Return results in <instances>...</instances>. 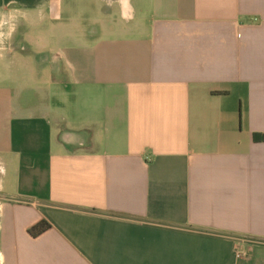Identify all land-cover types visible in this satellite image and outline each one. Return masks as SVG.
Segmentation results:
<instances>
[{"label":"crops","instance_id":"obj_1","mask_svg":"<svg viewBox=\"0 0 264 264\" xmlns=\"http://www.w3.org/2000/svg\"><path fill=\"white\" fill-rule=\"evenodd\" d=\"M100 2L0 0V264H264V0Z\"/></svg>","mask_w":264,"mask_h":264},{"label":"trees","instance_id":"obj_2","mask_svg":"<svg viewBox=\"0 0 264 264\" xmlns=\"http://www.w3.org/2000/svg\"><path fill=\"white\" fill-rule=\"evenodd\" d=\"M252 137H253V141L255 142H264V133L255 132L253 133ZM50 227L51 224L47 220L42 219L33 226H31L28 229V232L31 236L36 237L42 234L43 232H45L46 230H48Z\"/></svg>","mask_w":264,"mask_h":264},{"label":"rangeland","instance_id":"obj_3","mask_svg":"<svg viewBox=\"0 0 264 264\" xmlns=\"http://www.w3.org/2000/svg\"><path fill=\"white\" fill-rule=\"evenodd\" d=\"M93 4H94V10H101L102 9V3L100 2V0H93ZM99 18L100 19L97 21L95 20V22H97L99 25H101L103 27V24H105L106 21L102 20L100 16H99ZM115 22L117 25L122 26V27H125L128 25V23L125 22L124 20H122L119 15H116V21Z\"/></svg>","mask_w":264,"mask_h":264},{"label":"built area","instance_id":"obj_4","mask_svg":"<svg viewBox=\"0 0 264 264\" xmlns=\"http://www.w3.org/2000/svg\"><path fill=\"white\" fill-rule=\"evenodd\" d=\"M238 256H241V253H239Z\"/></svg>","mask_w":264,"mask_h":264}]
</instances>
